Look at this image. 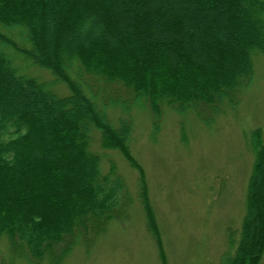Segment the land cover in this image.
<instances>
[{"label":"trees","instance_id":"16d2710c","mask_svg":"<svg viewBox=\"0 0 264 264\" xmlns=\"http://www.w3.org/2000/svg\"><path fill=\"white\" fill-rule=\"evenodd\" d=\"M9 50L48 69L69 94L19 74ZM255 50H264V0H0V236L10 250L60 264L117 217L126 184L112 164L100 172L89 150L97 130L102 147L138 170L147 228L165 264L144 172L129 150L131 122L112 125L84 77L124 87L148 106L156 130L161 103L199 117L233 108L251 81ZM258 132L239 238L229 234L220 264H258L264 251Z\"/></svg>","mask_w":264,"mask_h":264},{"label":"rangeland","instance_id":"374dc122","mask_svg":"<svg viewBox=\"0 0 264 264\" xmlns=\"http://www.w3.org/2000/svg\"><path fill=\"white\" fill-rule=\"evenodd\" d=\"M7 55L19 74L45 82L59 96L69 94L48 69L32 65L15 51ZM251 59V81L239 89L233 108L224 104L219 113L204 109L205 121L191 110L176 111L161 103L156 130L148 106L132 101L124 87L84 77L89 89L99 95L97 108L112 125L117 126L119 118L131 122L129 150L144 172L165 264H220L230 248L229 234L238 241L254 161L255 130L264 142V50L253 51ZM113 98L122 100L121 104H110ZM89 142V150L99 155L100 172L105 174L112 164L124 180L126 199L117 217L90 242L74 245L60 264H162L156 240L147 228L138 170L119 150L102 147L97 130L91 132ZM0 264L50 262L48 256L40 261L20 258L0 236ZM258 264H264V251Z\"/></svg>","mask_w":264,"mask_h":264}]
</instances>
